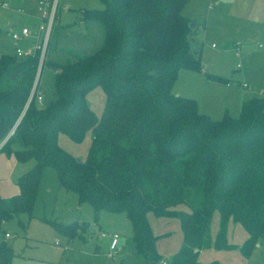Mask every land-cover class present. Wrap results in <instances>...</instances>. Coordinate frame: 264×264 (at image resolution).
<instances>
[{
	"label": "trees",
	"instance_id": "1",
	"mask_svg": "<svg viewBox=\"0 0 264 264\" xmlns=\"http://www.w3.org/2000/svg\"><path fill=\"white\" fill-rule=\"evenodd\" d=\"M104 8L83 11L105 29L102 47L93 55L75 56L63 64L48 63L55 31L42 52L29 57L0 55V153L14 154L34 166L18 179L19 193L0 194V233L13 216L31 215L43 171L52 167L59 185L92 205L95 220L102 211L125 213L135 249L146 264H204L201 250L240 249L250 258L264 240V101H245L238 118L220 120L200 112L195 99L175 95L181 69L200 72L201 61L189 44V20L182 14L189 0H101ZM60 10L55 22L59 25ZM56 71L55 94L39 103L41 67ZM211 81L228 78L206 73ZM106 96L101 117L90 108L88 93ZM14 130V133H10ZM93 141L85 160L63 149L58 137ZM20 142L21 150L12 143ZM186 205L190 211H177ZM220 214V230L211 237V221ZM178 218L183 245L170 259L158 252V237L148 219ZM69 238L88 229L84 221H50ZM230 222L248 238L230 243ZM15 252L0 239V264H12ZM208 264H222L214 261Z\"/></svg>",
	"mask_w": 264,
	"mask_h": 264
},
{
	"label": "rangeland",
	"instance_id": "2",
	"mask_svg": "<svg viewBox=\"0 0 264 264\" xmlns=\"http://www.w3.org/2000/svg\"><path fill=\"white\" fill-rule=\"evenodd\" d=\"M3 1L10 6L4 8ZM103 8L101 0H61L59 25L55 22L53 28L55 31L58 26L56 43L48 51L47 62L63 64L68 59L74 60L75 56L66 53L69 50L79 55H93L99 51L105 39V29L97 20L84 19L83 11ZM222 9L220 20L215 25L211 20L207 26L208 35L199 42H192L190 46L194 57L201 61V71L181 69L173 86L175 95L178 91L192 94L182 96L194 98L198 109L210 112L212 119L223 116L225 110L231 116L238 117L247 99L264 101V0H258L252 13V18L259 15L261 20L257 22L249 19L240 22V27L235 26L237 20L228 15L229 4H223ZM43 22L39 0H0V55H15V45L32 52L36 44L33 35L39 32ZM23 28H27L32 36L27 41L14 42L12 33ZM225 30H228L225 35L219 34V31ZM202 62L206 64L202 65ZM206 73L228 78L229 83L211 81ZM55 76L56 71L51 66H45L42 74L40 72L39 92L44 98V105L54 98ZM87 97L91 110L101 117L106 102L104 91L101 88L94 89ZM58 141L67 152L79 160H85L93 133L88 131L81 143H75L65 135H60ZM12 149L21 150L23 146L14 141ZM34 164V160L20 164L23 170L19 174L23 175ZM175 210L190 211L186 205H178ZM148 219L158 237V252L165 260L170 259L183 245L180 220L157 218L153 213L148 214ZM54 220L66 224L85 221L88 229L69 239L55 230L50 222ZM219 230L220 214L215 212L211 221L212 239H215ZM102 231L118 233L125 242L112 251L110 241L99 237ZM5 233L10 235L5 240L15 252L12 264H146L143 253L135 252L132 225L126 214L104 210L95 220L92 205L81 203L77 193L61 187L57 172L52 167H46L43 171L32 214L22 213L5 221L0 239L4 238ZM246 235L245 229L239 224L232 223L227 228L230 243L242 245ZM254 250L250 258H244L240 249H204L199 261L204 264L214 261L222 264H264V240Z\"/></svg>",
	"mask_w": 264,
	"mask_h": 264
},
{
	"label": "crops",
	"instance_id": "3",
	"mask_svg": "<svg viewBox=\"0 0 264 264\" xmlns=\"http://www.w3.org/2000/svg\"><path fill=\"white\" fill-rule=\"evenodd\" d=\"M257 2H258V0H189L188 4L184 7V9L182 11V14L193 25V28L189 33V44H190V46H191L192 42H199L204 37H206L208 35V33H207L208 30H206V29H207V26H209V23L211 22V20H212V22H214V25L218 20H220V18L223 15V12H222L223 11V9H222L223 4L224 5L229 4L230 12L228 15H230L231 18L237 20L236 24H234L235 26L240 27V22L242 23L243 21H246L249 19H255V20H257V22H259L261 20V16L256 15L255 18H252V13L254 12V8L257 5ZM246 23H248V22H244L243 24H246ZM199 30H200V32H199ZM227 32H228V30H225L223 32L219 31V34L225 35ZM33 42H34V39H33ZM224 45H226V44H224ZM16 46H18V45H15V47ZM214 46H215V44L212 45V47H214ZM21 48L26 49L25 47H21ZM30 48L31 47H29L28 49H30ZM205 64H206L205 62H202V65H205ZM189 72H192V71H189ZM189 79H191V75H189ZM178 94L180 96L192 95V94H188L187 92H181V91H178L177 95ZM185 97H187V96H185ZM189 98H191V97H189ZM43 100H44V98H43ZM248 100H251V99H247L245 101H248ZM202 113L207 114L212 118V115L210 114V112L206 111V112H202ZM226 113L230 115V112L228 110H225V112L223 113V116H221L220 118H214L213 117V119L220 120L225 116ZM232 117L238 118L239 116L238 117L232 116ZM60 135H64V134H60ZM60 135H59V137H60ZM59 137H58V140H59ZM66 137H68V136H66ZM13 150H16V149H13ZM20 164H22V162H19L15 158L13 153L12 154L0 153V194L2 197L10 198V197L19 193L18 179L22 175V173L21 174H19V173L21 172V170H23V169H21L22 167H20L21 166ZM26 172H24V173H26ZM232 223H234V222H230L228 226H230ZM109 233H111V232H109ZM7 234L8 233L4 234L5 239H6ZM246 234H247V232H246ZM100 236H101V233H100L99 237ZM247 238H248V235H246L245 240ZM102 239H107L110 241V238H102ZM124 242H125V240H124ZM124 242H122V243L120 242V244H123ZM157 243H158V241H157ZM260 246H261V243H259V245L256 246V248H259ZM202 251L203 250H201L199 253V258H198L199 260H200V255H201Z\"/></svg>",
	"mask_w": 264,
	"mask_h": 264
},
{
	"label": "built area",
	"instance_id": "4",
	"mask_svg": "<svg viewBox=\"0 0 264 264\" xmlns=\"http://www.w3.org/2000/svg\"><path fill=\"white\" fill-rule=\"evenodd\" d=\"M60 1L61 0H39L40 11L42 12L44 22L41 25L39 32L33 35V39H34V43H36L34 49L40 50L42 52L41 55L42 60L44 57V52L46 50L47 44L53 32L56 15L60 7ZM2 5L4 8H8L10 6L7 2H2ZM30 34L31 33L27 28H23L18 32L12 33L11 38L13 41L16 42L20 40L27 41L32 36V34L31 35ZM32 53L33 51L28 52L19 46L15 47V55L19 58L29 57L31 56ZM244 86H246V84ZM37 101L39 103H42L43 101V96L40 92L37 94ZM6 237H9V234H7ZM101 237L110 238V249L112 251L116 250V248L119 247L120 245L121 238L118 233L102 232ZM162 264H168V262L163 261Z\"/></svg>",
	"mask_w": 264,
	"mask_h": 264
},
{
	"label": "water",
	"instance_id": "5",
	"mask_svg": "<svg viewBox=\"0 0 264 264\" xmlns=\"http://www.w3.org/2000/svg\"><path fill=\"white\" fill-rule=\"evenodd\" d=\"M190 25V28L192 29L193 28V25L190 23L189 24ZM40 69H41V67H40ZM40 70H39V73H38V76H37V79H36V84L39 82V78H40ZM14 133V130L10 133V135H12ZM120 242L122 243V242H124V239H121L120 240ZM259 244H257V246H258ZM135 252H137V250L135 249Z\"/></svg>",
	"mask_w": 264,
	"mask_h": 264
}]
</instances>
